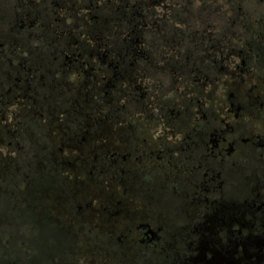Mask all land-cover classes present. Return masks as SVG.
Wrapping results in <instances>:
<instances>
[{
    "label": "flooded vegetation",
    "instance_id": "af4514ba",
    "mask_svg": "<svg viewBox=\"0 0 264 264\" xmlns=\"http://www.w3.org/2000/svg\"><path fill=\"white\" fill-rule=\"evenodd\" d=\"M79 26L99 36L119 29L116 56L107 44L99 45L101 38L90 37L82 46L96 43L98 52H86L96 67L86 55L69 53ZM23 47L35 48L27 55L41 73L24 78L27 61L17 57ZM15 68L18 78L12 81ZM98 71L106 76L98 79ZM78 72L85 76L81 90L63 83ZM208 85L212 94L221 93L211 110L201 100ZM115 94L130 108H116L117 116L147 120L144 148H164L147 154L131 127L127 135L119 132L128 153L116 150L101 160L102 169L117 167L122 174L129 159L137 163L122 183L137 202L127 226L134 264H264V0H0V130L16 141L9 145L20 151L23 178L32 174L23 202L40 204L51 191L64 189L65 180L70 183L58 154L46 151L53 149L48 133L65 127L59 154L80 152L88 143L86 131L106 128L90 124L75 104L98 109L102 103L112 111ZM28 103L34 119L25 121L22 107ZM19 119L21 126L47 131L31 152L21 148L28 135L15 128ZM72 128L85 132L75 137ZM14 153L2 162L10 163ZM89 173L96 175L94 168ZM96 180L91 185L99 192ZM8 188L0 192L7 215L17 202ZM122 207L118 201L102 211L114 221ZM124 238L116 239L119 248ZM0 264H10L8 257Z\"/></svg>",
    "mask_w": 264,
    "mask_h": 264
},
{
    "label": "rangeland",
    "instance_id": "374dc122",
    "mask_svg": "<svg viewBox=\"0 0 264 264\" xmlns=\"http://www.w3.org/2000/svg\"><path fill=\"white\" fill-rule=\"evenodd\" d=\"M98 33L91 32L89 35L86 27L79 26L77 29L75 28V45L69 50V53L86 55V52L88 54L98 52L99 48L95 46L96 43L93 41L90 46H82L83 41L88 40V37H90V39L101 38L102 43L99 45L107 44L109 46L107 49L111 51V56L115 57L118 51L114 47V41L120 30L116 27H111L103 32L102 36L96 35ZM95 35L96 37H94ZM32 47H23L18 50L19 52H24V54L17 53V57L26 58L27 65L25 69L31 71V73L25 71L24 78L30 75L33 76L36 70H38V73L42 72L34 61H30L27 55L30 50L35 49ZM142 51L147 52V47H142ZM84 58L89 57L86 55ZM89 63L94 64L96 67L98 61L93 62L89 58ZM13 64L16 67L18 61L13 62ZM140 68L141 66H138V69ZM18 71L15 68V70L10 72L12 81L18 78ZM96 74L98 79L106 76L99 71ZM84 77L81 72H78L74 76L64 77L63 83L75 87L76 90H81L80 86L85 81ZM54 78L60 81V77L58 78L54 75ZM122 84L126 83L122 82ZM220 95L221 93L212 94V89L208 85L201 93L203 108L211 110V107L214 106L213 102L216 103ZM29 96L31 97L32 93ZM102 96L104 97L103 94ZM193 96L194 94L192 93V98ZM172 97L174 101H179L178 96L172 95ZM114 99L112 111L107 108V105V107L101 105L102 103H99L100 107L98 109H92L91 105L84 106L83 104H78V102L75 104V111L80 112L84 116L87 115L90 124L96 123L103 126L104 129L106 128L101 133L98 131L99 135L95 134L93 129L86 131V134L83 135L87 138L88 143L83 144L82 147L80 146V152L70 148L66 150L64 155L61 156L59 154L61 144L58 139L65 138L67 134V130L63 126L54 128L47 135V131L44 128L21 126L20 119L15 122V128L19 131L21 128L25 129L24 133L28 135L27 141L21 144V148L24 150L33 151L32 148L36 147L35 140L41 141L40 137L42 136L45 137L47 135L51 139H57L58 141L46 139L49 142L53 141V144H50L53 146V149H48L45 144L43 146L45 145L47 148L46 151H55L58 154L59 162L63 163V165H60L63 173H70L69 179L71 185L65 180L64 189L51 191L53 195L47 194L48 197H44L40 204L37 205H34L31 200L25 199L23 202V198H26L28 192H30L28 190L30 184L29 177L32 178V174H27L26 180L23 178L18 163L20 161V155H18L20 151L14 153L17 151L16 146L14 145L10 148L9 145L10 143L16 144V141L2 129L0 130V174H3L0 177V192L1 190H5V187H9L7 189L8 195H10L14 202L17 201L7 207L10 213L8 215L6 210H3L6 207H0V210L5 212L0 215V258L5 255L8 257L10 264L135 263V251L131 247V236L127 234V226L134 218L132 210H130L132 209L131 206L137 202L133 200L130 190L125 193L124 190L126 188L123 187L122 183H126L127 180L132 178L131 169L137 167L135 166L136 162L134 163V159H129L128 170L122 174L117 167L110 170L102 169L101 160L104 161V158L110 157L112 153L117 152L116 150H120L118 152L127 151L126 153H128L129 149L119 140V132L122 131L123 134L127 135L131 127L137 130L140 142L137 144L138 147L144 149L147 154L164 151V148L152 144H148L144 148V143L142 142L150 135L146 124L147 120L145 117H141L142 115L135 117L134 114L127 115L126 113H121L117 116L114 110L126 106L127 101L116 94ZM126 107L128 108V106ZM22 108H25V111L22 112V115H25V121H28L29 117L34 119V116L30 112L32 105L28 103V106ZM175 108L178 110L181 107L177 106ZM39 110H35L36 115H44ZM129 110L130 108L127 109V111ZM28 125H30L29 122ZM84 132L85 130L77 131L75 128L74 130L72 128V133H74L75 137L82 135ZM108 142L111 143L110 146H108ZM101 146L105 148L100 149ZM8 152L14 153L13 159L10 163L2 162L6 159ZM136 156L137 154L134 155V157ZM80 161L83 162V166L80 165ZM68 162L74 163V167H67L65 164ZM13 163L18 164L13 165ZM92 168L95 169V177L89 173ZM94 179H97L96 183H101L102 186L97 188L105 195H101L100 191L98 192L93 189L91 183H95ZM23 180H25V184ZM113 194L115 195L114 200L110 199V196H113ZM118 201L122 202V209L125 211L121 214L120 218L114 221L109 220L102 210L103 208L109 209ZM122 235L125 238L122 239L123 243L120 246L123 247L119 248V243L116 239L122 237ZM59 238L66 240L67 246L60 248L61 243L59 242Z\"/></svg>",
    "mask_w": 264,
    "mask_h": 264
},
{
    "label": "trees",
    "instance_id": "16d2710c",
    "mask_svg": "<svg viewBox=\"0 0 264 264\" xmlns=\"http://www.w3.org/2000/svg\"><path fill=\"white\" fill-rule=\"evenodd\" d=\"M59 242L61 243L60 248L67 246L66 245V240H64L63 238H59Z\"/></svg>",
    "mask_w": 264,
    "mask_h": 264
}]
</instances>
